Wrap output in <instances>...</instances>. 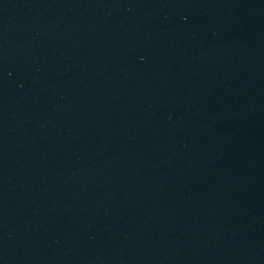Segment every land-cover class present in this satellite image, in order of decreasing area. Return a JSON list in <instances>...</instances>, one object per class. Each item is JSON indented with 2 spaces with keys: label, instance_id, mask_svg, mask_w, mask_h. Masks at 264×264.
<instances>
[{
  "label": "water",
  "instance_id": "obj_1",
  "mask_svg": "<svg viewBox=\"0 0 264 264\" xmlns=\"http://www.w3.org/2000/svg\"><path fill=\"white\" fill-rule=\"evenodd\" d=\"M0 264H264V0H0Z\"/></svg>",
  "mask_w": 264,
  "mask_h": 264
}]
</instances>
